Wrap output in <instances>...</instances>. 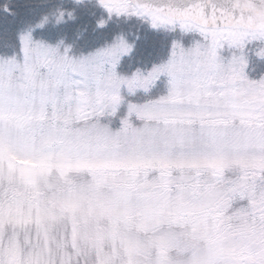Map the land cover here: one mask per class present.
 <instances>
[{
	"label": "snow or ice",
	"instance_id": "1",
	"mask_svg": "<svg viewBox=\"0 0 264 264\" xmlns=\"http://www.w3.org/2000/svg\"><path fill=\"white\" fill-rule=\"evenodd\" d=\"M4 20L0 264H264V0H0Z\"/></svg>",
	"mask_w": 264,
	"mask_h": 264
},
{
	"label": "rangeland",
	"instance_id": "2",
	"mask_svg": "<svg viewBox=\"0 0 264 264\" xmlns=\"http://www.w3.org/2000/svg\"><path fill=\"white\" fill-rule=\"evenodd\" d=\"M222 55H224L226 58L228 57V55H229V53L227 52V51H225V52H223L222 53ZM251 60H256L255 59V57H254V59H251ZM250 63H252V61H250ZM260 62H258L257 60H256V62H255V64H258L257 66H255V65H251L252 67H255L256 69H257V71L256 72H249V76H250V78L251 79H259L260 78V75H261V73L262 72H264V64H259ZM149 67L151 66L150 64L148 65ZM163 80H165V82L163 83V91L161 90V93H160V95L159 96H161V95H166L167 94V87H166V77H162L161 78V80L159 81V82H161V81H163ZM158 82V83H159ZM156 93H153V95H155ZM159 96L157 97V98H159ZM156 98V99H157Z\"/></svg>",
	"mask_w": 264,
	"mask_h": 264
},
{
	"label": "trees",
	"instance_id": "3",
	"mask_svg": "<svg viewBox=\"0 0 264 264\" xmlns=\"http://www.w3.org/2000/svg\"><path fill=\"white\" fill-rule=\"evenodd\" d=\"M0 27H2V28H8L9 27V24H8V21L7 20H4V21H0ZM152 37L150 36V39H151ZM162 82L163 81H161V82H159V83H157V85H156V87L155 88H153L152 89V91H151V93L147 96V97H145L142 93L140 94V99H141V101L143 102L144 100H146V99H156L159 95H160V93H161V90L163 91V84H162ZM153 93H156L155 95H153ZM122 112H123V110H122ZM114 126H118V122L116 123V125H114Z\"/></svg>",
	"mask_w": 264,
	"mask_h": 264
}]
</instances>
